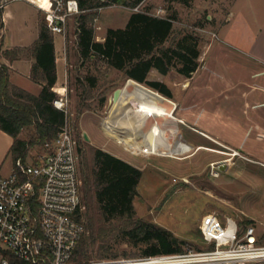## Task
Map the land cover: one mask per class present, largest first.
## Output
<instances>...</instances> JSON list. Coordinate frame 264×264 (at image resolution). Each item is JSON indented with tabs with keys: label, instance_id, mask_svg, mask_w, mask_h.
Masks as SVG:
<instances>
[{
	"label": "rangeland",
	"instance_id": "374dc122",
	"mask_svg": "<svg viewBox=\"0 0 264 264\" xmlns=\"http://www.w3.org/2000/svg\"><path fill=\"white\" fill-rule=\"evenodd\" d=\"M230 2L191 0L189 5H185L176 0H144L139 6V10L159 16L176 15L173 33L165 46L175 43L186 33L199 38L201 54L196 81L209 77L211 85L196 93L199 101L189 104V110L184 111L185 117L182 118L184 122H180L179 112H175L178 132L192 146L178 154L179 158L134 153L133 149H126L123 143L104 132L100 120L111 117L115 104L114 100L110 105L109 99L118 88L125 86L128 78L124 72L109 67L104 61L92 64L77 59L80 14L69 19L64 35V51L72 64L67 84L68 123L80 141V160L86 156L90 158L92 147L96 145L134 161L143 169L134 198L136 216L173 232L174 238L183 241L185 250L204 246L199 225L203 215L210 212L220 217L232 215L241 224L253 219L258 225H264V72L253 75L254 70L264 69V64L248 55L242 46L228 44L221 41V36H216L215 31L223 22L222 14ZM133 11V7L111 4L102 8L92 7L81 14L93 15L89 23L95 29V37L104 40L108 28L126 27ZM40 22H46V12L37 4L28 0H11L4 8L6 45L34 42ZM55 38L62 50L63 35L55 33ZM34 44L28 49L18 47V53H29ZM151 73L176 94L184 86L182 82L187 81L176 68L166 74L157 68ZM93 74L98 77L95 86L86 79ZM77 76H80V81H77ZM250 83L257 85L251 92ZM123 120L121 116L114 118L120 124ZM86 129L91 140L84 138ZM21 136L28 137L26 133ZM203 145L223 152L199 148ZM44 151L45 145L32 146L27 161L36 160ZM11 161L10 158L9 165ZM214 163L217 167H213ZM224 164L226 166L222 168ZM84 223L87 228L89 221L85 215ZM109 244L111 256L95 255L92 258L142 256L143 247L133 246L121 235H112ZM250 264H264V260Z\"/></svg>",
	"mask_w": 264,
	"mask_h": 264
},
{
	"label": "trees",
	"instance_id": "16d2710c",
	"mask_svg": "<svg viewBox=\"0 0 264 264\" xmlns=\"http://www.w3.org/2000/svg\"><path fill=\"white\" fill-rule=\"evenodd\" d=\"M143 1L79 0L81 8L111 4L135 8ZM176 1L189 5L191 0ZM92 17V14H80L78 17L79 61L92 64L104 61L109 67L124 72L127 78L146 83L167 96H171V91L164 82L148 80L152 68L163 74L176 68L182 75L191 77L200 65L197 35L186 33L175 43L164 45L174 30L176 15L173 13L159 16L147 10H135L126 27L108 28L103 41L95 37V29L89 23ZM4 26V8H0V34ZM31 52L36 58L32 76L39 81L42 72L44 81L38 95L12 85L10 67L0 61V128L14 137L11 147L13 161L17 158L27 160L30 148L54 139L67 120L65 112L53 104L57 97L54 90L57 82L55 43L46 22H40L39 39ZM5 53L12 58L20 55L17 49ZM86 79L92 86L98 81L95 74L86 76ZM77 81H80V76H77ZM25 133L28 137L21 136ZM78 153L80 193L86 212L83 210L76 217L84 221L85 215L89 223L72 260H88L95 255L111 256L109 241L112 235L117 234L133 246L141 245V255L185 251L183 241L173 240V232L136 216L134 198L143 176L142 168L97 146L92 147L90 158L86 156L80 160V141ZM250 221L245 220L243 224Z\"/></svg>",
	"mask_w": 264,
	"mask_h": 264
},
{
	"label": "built area",
	"instance_id": "2783aa9c",
	"mask_svg": "<svg viewBox=\"0 0 264 264\" xmlns=\"http://www.w3.org/2000/svg\"><path fill=\"white\" fill-rule=\"evenodd\" d=\"M10 1L0 0V8ZM28 1L46 12L50 31L63 36L69 19L90 9L81 8L79 0H46L47 4L44 0ZM53 104L67 116L57 136L45 143L44 153L36 160L17 158L10 174H0V264H250L264 260V226L253 220L241 224L232 215L220 217L214 212L201 219L204 246L199 249L72 260L86 227L76 217L84 205L79 141L68 123L67 86ZM213 167H217L215 163Z\"/></svg>",
	"mask_w": 264,
	"mask_h": 264
},
{
	"label": "crops",
	"instance_id": "0c3cea01",
	"mask_svg": "<svg viewBox=\"0 0 264 264\" xmlns=\"http://www.w3.org/2000/svg\"><path fill=\"white\" fill-rule=\"evenodd\" d=\"M221 19L223 20V22L216 29L215 31L216 36L218 37L221 36L222 38L221 41H224L228 44L242 46L241 48H243V50L248 55L252 56L255 59L257 58V61L264 64V0H231L228 8L222 14ZM5 29L6 28L4 26L0 34V43H1L0 61L3 63H6L10 67L11 83L12 85L17 86L33 95H38L43 88L44 81L42 77V72H40L39 81L35 80L32 76V70L36 63V58L32 54L31 50L27 54L20 53L19 57L17 58H12L10 56H7L5 52L10 51L12 49H17L18 47H23L26 49L31 47L39 39L40 25L38 24V32L36 33V38L34 42L28 43L26 41H22L20 43H15L11 46L9 45L7 46L5 43V34H6ZM53 37H54V43H55V56H56V67H57V82L55 84L54 90L56 91L57 96H58L64 92L65 87L68 84V81L70 79V72H71L70 68L72 67V64L69 63L71 61L69 60L67 53L64 51L65 43H66L64 36H63V47H62L63 51L61 50V47L58 41H56L55 33H53ZM98 41H103V40H98ZM204 56H205V53H204ZM94 57L95 56L93 55L92 58ZM153 69H156V68H152L151 70ZM198 70H199V67L193 73L191 77H186L180 73L184 78H186L185 80L187 81L182 82L184 86L180 87V92L178 94H176L171 88H170L171 96H167L162 93L163 95L172 99L175 102L176 109L174 112L176 111L179 112L180 122H181V119L182 118L184 119L185 117L184 111L189 110V107H190L189 104L192 102L193 104H195L196 102L199 101V97L196 96L198 94L197 92L199 91V89L205 88V86L207 88H210L211 84L209 85L210 83L208 80L209 77H204V78L202 77L201 81H196V74ZM263 72H264V69L254 70L253 75H258ZM147 78L148 80H157V77L155 76V74L152 75L151 71L148 73ZM174 85L176 84H173V86ZM256 86L257 85L250 83L249 92L255 89ZM189 96L191 97V99L188 100ZM111 99L112 98L109 99L110 105H112ZM94 117L97 118V116L95 115ZM104 120H105L104 118L102 119V121L100 120L103 130H104V125H103ZM174 123L177 125V129H178L177 131H179V125L177 124L176 121ZM86 133L88 134L87 129H86ZM105 133L111 138L116 139L112 137L110 134H108L107 132ZM207 137H211V136L207 135ZM89 138L91 140L90 136ZM210 139H214V138L211 137ZM13 142H14V137L8 132L0 128V174L8 175L11 173L13 169L14 161L11 155V147L13 145ZM100 148L105 149L113 153L114 155L121 157L133 163L134 165H136L134 161H132L131 159L127 157L120 155L117 152L109 150L103 146L102 147L100 146ZM10 158L12 160L11 165H9V162H8ZM250 220L252 221L253 219H250Z\"/></svg>",
	"mask_w": 264,
	"mask_h": 264
},
{
	"label": "bare ground",
	"instance_id": "6f19581e",
	"mask_svg": "<svg viewBox=\"0 0 264 264\" xmlns=\"http://www.w3.org/2000/svg\"><path fill=\"white\" fill-rule=\"evenodd\" d=\"M175 109L172 99L129 78L115 100L112 117L105 119L104 130L134 152L146 151L179 158L178 154L190 150L192 146L182 138L175 139L179 136L174 123L177 119ZM119 116L124 119L122 124L114 121ZM199 148L223 152L205 145Z\"/></svg>",
	"mask_w": 264,
	"mask_h": 264
},
{
	"label": "water",
	"instance_id": "95a60500",
	"mask_svg": "<svg viewBox=\"0 0 264 264\" xmlns=\"http://www.w3.org/2000/svg\"><path fill=\"white\" fill-rule=\"evenodd\" d=\"M120 91H121V88H118V89L114 92V95H113V97H112V99H111V103H113V101L117 99V97H118L119 94H120ZM84 138H85L86 140H90L89 135H88L86 132L84 133ZM225 166H226V165L224 164V165L222 166V168H225ZM173 240H174L175 242H178L176 238H173Z\"/></svg>",
	"mask_w": 264,
	"mask_h": 264
}]
</instances>
